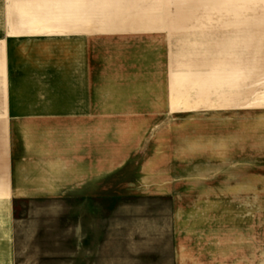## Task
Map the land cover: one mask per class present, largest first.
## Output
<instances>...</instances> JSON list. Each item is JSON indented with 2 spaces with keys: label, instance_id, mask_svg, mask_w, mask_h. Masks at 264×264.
Instances as JSON below:
<instances>
[{
  "label": "rangeland",
  "instance_id": "obj_1",
  "mask_svg": "<svg viewBox=\"0 0 264 264\" xmlns=\"http://www.w3.org/2000/svg\"><path fill=\"white\" fill-rule=\"evenodd\" d=\"M68 83L113 115L105 160L133 192L225 229L253 209L264 264V0H0V176L4 95L17 114L79 103ZM70 210L18 202L19 264L72 262Z\"/></svg>",
  "mask_w": 264,
  "mask_h": 264
},
{
  "label": "crops",
  "instance_id": "obj_2",
  "mask_svg": "<svg viewBox=\"0 0 264 264\" xmlns=\"http://www.w3.org/2000/svg\"><path fill=\"white\" fill-rule=\"evenodd\" d=\"M66 86L79 103L41 104L17 114L15 87L14 99L5 94L2 100L4 116L14 119L0 176V264H19L15 208L39 198L70 200V264H259L253 209L246 207L225 229L212 218L217 210H200L198 222L185 221L191 216L175 210L173 196L133 192L123 167L105 160V117L113 115H105L101 102L89 107L86 95ZM158 199H169L170 209L149 205Z\"/></svg>",
  "mask_w": 264,
  "mask_h": 264
}]
</instances>
